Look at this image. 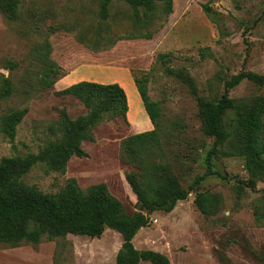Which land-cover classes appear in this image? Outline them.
Returning <instances> with one entry per match:
<instances>
[{"label": "rangeland", "instance_id": "374dc122", "mask_svg": "<svg viewBox=\"0 0 264 264\" xmlns=\"http://www.w3.org/2000/svg\"><path fill=\"white\" fill-rule=\"evenodd\" d=\"M202 5L211 7L209 16ZM163 9L161 1L149 16L142 9L143 21L118 1L105 19L101 0H20L17 17L0 12V162L38 154L60 141L64 113L73 120L88 113L78 98L58 95L70 85L65 77L76 83L121 82L129 69L149 78V95L161 107L159 144L129 148L130 137L154 127L136 86L123 83L128 122L105 113L92 130L95 140L81 145L85 156H74L64 173L38 163L22 184L51 195L70 179L84 191L106 185L128 216L149 215V225L133 240L135 248L157 251L171 264H264V177L240 195L239 182L251 177L245 156L221 154L213 169L227 179L208 177L171 212L142 208L128 182L133 177L151 197L153 188L173 179L188 190L206 172L214 139L205 134L198 99L219 100L225 83L241 71L264 74V0H174L168 17ZM147 34L152 39L143 38ZM47 56L65 74L50 88L42 83ZM230 97L247 115L264 98V87L245 80ZM18 112L25 115L10 135L4 122ZM239 121L234 111L226 116L231 142L225 151L245 149ZM199 194L209 198L205 214L196 204ZM122 243L111 229L100 239L70 234L39 245L0 242V264H117Z\"/></svg>", "mask_w": 264, "mask_h": 264}, {"label": "trees", "instance_id": "16d2710c", "mask_svg": "<svg viewBox=\"0 0 264 264\" xmlns=\"http://www.w3.org/2000/svg\"><path fill=\"white\" fill-rule=\"evenodd\" d=\"M114 1L131 6L135 10V17L140 21L147 20L142 17L141 10L144 9L147 15L150 14L156 8L158 1L164 3L165 16L168 17L174 12V0H101L100 13L104 19L108 17L110 5ZM19 4L20 0H0V12L17 17ZM202 9L208 16L212 11L208 5H202ZM143 38L152 39V34H147ZM160 57L164 58L165 55ZM46 60L48 65L42 83L50 88L65 74L63 68L49 60L48 56ZM133 77L142 99L143 110L154 127L151 131L130 137L128 146L136 150L137 147L159 144L161 107L149 95V78L147 76L139 78L135 75ZM245 80L264 87V74L241 71L225 83L224 93L219 100L213 102L204 98L198 99L205 121V134L212 137L214 143L207 154L206 172L197 176L188 190L182 188L179 182L173 179L163 187L153 188L151 197H148L136 180L128 177L133 191L142 201V208H146L150 213L171 212L178 202L186 200L191 192L198 191L202 182L208 177L219 176L226 180V176L213 169V161L221 154L231 156L236 153L246 157V167L251 177L247 182H239L240 195L244 187L250 189L256 187L257 180L264 177V98L258 101L254 109L246 115L241 104L230 97L231 90ZM58 95L78 98L88 108V113L76 120L64 113L61 119L60 141L49 144L38 154L5 158L0 162V242L14 247L23 242L39 245L44 239L53 241L70 234L100 239L107 229H111L120 233L124 240L117 264L141 262L171 264L165 255L157 251H140L135 248L133 240L142 228L149 225V215L137 213L128 216L123 205L111 195L106 185H94L84 191L74 179H70L60 192L51 195L22 184V179L38 163H45L50 170L64 173L68 162L74 156H85L81 145L85 141L95 140L92 130L105 118V113L113 112L128 122L130 107L127 94L118 83L81 81L60 91ZM231 111L237 114L244 130L245 149L238 147L239 153L224 150V147L231 142V136L225 126L226 116ZM24 115L21 112L12 113L4 122V131L13 135L16 125L21 122ZM139 158L141 159V156ZM208 201L209 198L205 194H199L196 200L198 209L204 214L208 212Z\"/></svg>", "mask_w": 264, "mask_h": 264}, {"label": "crops", "instance_id": "0c3cea01", "mask_svg": "<svg viewBox=\"0 0 264 264\" xmlns=\"http://www.w3.org/2000/svg\"><path fill=\"white\" fill-rule=\"evenodd\" d=\"M125 70H127V72L125 71ZM124 71H125V73H124V75H123V78H122V81L121 82H119V81H114V82H111V83H119L124 89H125V91H126V94H127V98H128V93H127V90H126V88L124 87V84L123 83H128V84H132V86L133 87H135L136 85H135V82H134V77H133V75H132V73H131V71L129 70V69H124ZM71 76V75H70ZM71 77H65L64 78V81H66V80H69L68 82V84H70L69 86H71V84H75L76 82H75V79H70ZM99 83V82H98ZM101 84H110V82H104V83H101ZM135 85V86H134ZM140 95V94H139ZM142 100V99H141ZM140 100V101H141ZM128 103H129V98H128ZM129 105V104H128ZM130 106V105H129ZM127 118H128V115H127ZM129 120V119H128ZM130 122V121H129ZM151 128V127H150ZM150 128H148V129H150ZM147 129V130H148Z\"/></svg>", "mask_w": 264, "mask_h": 264}]
</instances>
